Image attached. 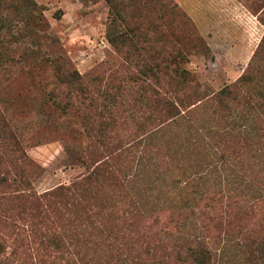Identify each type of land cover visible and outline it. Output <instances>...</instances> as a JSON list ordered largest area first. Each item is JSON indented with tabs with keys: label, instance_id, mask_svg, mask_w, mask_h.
Masks as SVG:
<instances>
[{
	"label": "rangeland",
	"instance_id": "rangeland-1",
	"mask_svg": "<svg viewBox=\"0 0 264 264\" xmlns=\"http://www.w3.org/2000/svg\"><path fill=\"white\" fill-rule=\"evenodd\" d=\"M30 2L0 0V264H264V111L246 97L264 0ZM93 168L85 201L36 217Z\"/></svg>",
	"mask_w": 264,
	"mask_h": 264
},
{
	"label": "trees",
	"instance_id": "trees-1",
	"mask_svg": "<svg viewBox=\"0 0 264 264\" xmlns=\"http://www.w3.org/2000/svg\"><path fill=\"white\" fill-rule=\"evenodd\" d=\"M26 2V7L28 9V13L26 15L30 16L31 13L33 14V12H36L37 7L35 6V4L31 3L30 0H25ZM166 10H171L168 7H165ZM32 16V15H31ZM121 35V34H120ZM250 78L248 76H241L238 81H237V86L236 87H241V88H249L251 81L249 80ZM228 87H226L225 89H223L220 92L221 96H228L232 93V90ZM263 89H259L258 92L256 93H249L248 95H246V97L248 99H252L253 96L255 95L257 98H259V100H261V102L256 103V107H258L260 110L264 111V86L262 87ZM245 97V96H244ZM103 173V171L101 170V168H93L92 172L83 180V178L81 179L80 182L72 184L71 187H58L56 190L54 191H49L47 193H45V195L49 198V200L46 202L47 205H45L46 207V211H36L38 213V215L36 216L40 221H43V223L46 225V220L49 219V214L48 210H54V208L58 205H67L69 206L71 204V202H73L75 200V198H82L84 199V201L87 198V191L90 190L95 183H96V177H100V175ZM77 200L75 204L78 203ZM49 222V221H48ZM52 223V222H51ZM53 225V223H52ZM53 227V226H52ZM54 231V229H45L44 231L40 232L41 237L44 239H47L48 242H50L52 245L55 246H59L60 244H63L62 240L60 241H56L55 239V234H51L49 231ZM48 234H51V236H48ZM262 251L264 252V249H262ZM188 252H189V258L193 261V262H197L198 264H205L206 263V257L204 255L203 252H201L200 254H195V252H193L191 249L188 248ZM0 255H1V244H0Z\"/></svg>",
	"mask_w": 264,
	"mask_h": 264
}]
</instances>
